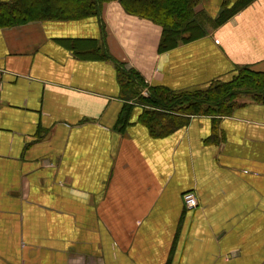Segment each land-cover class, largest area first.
<instances>
[{
  "label": "crops",
  "instance_id": "obj_1",
  "mask_svg": "<svg viewBox=\"0 0 264 264\" xmlns=\"http://www.w3.org/2000/svg\"><path fill=\"white\" fill-rule=\"evenodd\" d=\"M194 12L165 51L118 1L100 23L0 29V264H264V104L240 97L153 137L117 81L118 64L176 93L264 73V0Z\"/></svg>",
  "mask_w": 264,
  "mask_h": 264
},
{
  "label": "trees",
  "instance_id": "obj_2",
  "mask_svg": "<svg viewBox=\"0 0 264 264\" xmlns=\"http://www.w3.org/2000/svg\"><path fill=\"white\" fill-rule=\"evenodd\" d=\"M118 1L131 16L147 20L162 29L159 49L175 47L183 35L195 28V8L199 0H10L0 3V29L30 22L80 21L95 18L101 22L103 5ZM243 4H246L244 2ZM239 7L225 8L219 22L232 17ZM98 57L111 60L103 50ZM117 81L125 101L136 99L147 106L141 122L153 137L167 136L185 126L195 116H228L239 105L237 99L249 98L264 104V73L240 70L230 83L215 82L206 90L176 93L164 88L147 87L134 70L117 65ZM147 89V98L140 93Z\"/></svg>",
  "mask_w": 264,
  "mask_h": 264
},
{
  "label": "built area",
  "instance_id": "obj_3",
  "mask_svg": "<svg viewBox=\"0 0 264 264\" xmlns=\"http://www.w3.org/2000/svg\"><path fill=\"white\" fill-rule=\"evenodd\" d=\"M183 199L186 208L189 210H193L198 206L197 198L192 193L186 194Z\"/></svg>",
  "mask_w": 264,
  "mask_h": 264
}]
</instances>
